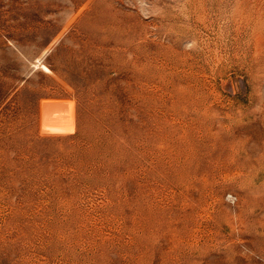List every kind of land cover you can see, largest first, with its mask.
I'll list each match as a JSON object with an SVG mask.
<instances>
[{"label": "rangeland", "instance_id": "374dc122", "mask_svg": "<svg viewBox=\"0 0 264 264\" xmlns=\"http://www.w3.org/2000/svg\"><path fill=\"white\" fill-rule=\"evenodd\" d=\"M0 264H264V0H0Z\"/></svg>", "mask_w": 264, "mask_h": 264}]
</instances>
